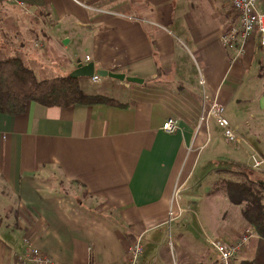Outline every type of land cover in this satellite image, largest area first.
Segmentation results:
<instances>
[{
    "label": "crops",
    "instance_id": "0c3cea01",
    "mask_svg": "<svg viewBox=\"0 0 264 264\" xmlns=\"http://www.w3.org/2000/svg\"><path fill=\"white\" fill-rule=\"evenodd\" d=\"M0 5L49 25L43 39L59 48L67 67L58 65L60 72L48 77L93 63L95 70L142 81L78 78L79 85L95 84L93 90L80 86L87 94L114 103L30 102L21 114L0 113V264L18 263L24 239L54 264H123L124 249L137 240V264H218L207 239L232 243L253 230L223 184L243 176L264 183V171L248 163L251 149L264 156L262 49L257 32L241 55L221 44L220 36L237 25L229 0ZM258 9L264 11V0ZM7 19L0 20V36L8 23H18ZM210 102L223 106L243 144L225 141L207 116ZM168 117L178 119L175 133L161 130ZM241 167L249 169L246 175ZM198 229L204 252L189 254L180 242L198 236ZM169 232L176 236L170 249ZM256 242L254 232L234 264L251 260Z\"/></svg>",
    "mask_w": 264,
    "mask_h": 264
},
{
    "label": "trees",
    "instance_id": "16d2710c",
    "mask_svg": "<svg viewBox=\"0 0 264 264\" xmlns=\"http://www.w3.org/2000/svg\"><path fill=\"white\" fill-rule=\"evenodd\" d=\"M261 49L258 76L264 77V48ZM30 102L46 107L114 103L107 97L87 94L81 89L78 78L64 76L37 80L18 55L0 56V113L12 116L21 114ZM240 173L241 176L245 174ZM223 189L229 203L239 207L242 220L257 236L252 259L241 264H264V183L244 179L243 176L241 181L224 182Z\"/></svg>",
    "mask_w": 264,
    "mask_h": 264
},
{
    "label": "built area",
    "instance_id": "2783aa9c",
    "mask_svg": "<svg viewBox=\"0 0 264 264\" xmlns=\"http://www.w3.org/2000/svg\"><path fill=\"white\" fill-rule=\"evenodd\" d=\"M10 1V0H5ZM260 0H229V4L237 17V25L230 27L220 36L221 44L234 50L237 55L243 52V44L250 34L257 32L259 35V46L264 48V11L258 9ZM21 10L23 6L20 5ZM92 83L99 81L95 74L90 78ZM203 84L202 81L199 82ZM204 95V93H203ZM207 116L215 121L222 131V135L229 144H243L244 140L229 125L223 117V106L210 102L207 109ZM178 129V119L168 117L161 125L165 133H175ZM249 167L255 171H264V156L251 149L248 159ZM254 235L253 230H246L236 241L225 243L220 239H207L208 244L216 252L218 264H234L237 256ZM24 251L19 257L17 264H54L52 259L34 247L28 239L23 240ZM142 252L139 240L131 243L124 249L125 262L123 264H137Z\"/></svg>",
    "mask_w": 264,
    "mask_h": 264
},
{
    "label": "rangeland",
    "instance_id": "374dc122",
    "mask_svg": "<svg viewBox=\"0 0 264 264\" xmlns=\"http://www.w3.org/2000/svg\"><path fill=\"white\" fill-rule=\"evenodd\" d=\"M24 17L29 18V16L23 15L18 11L9 10L4 5H0L1 21L8 20L7 18H9V20L12 18L18 19V23L16 25L13 26L10 25L9 23L8 25H6L8 31H6V29L4 30L2 27L4 32H3V36H0V53H3V55L0 56L4 57L5 54L16 55V56L18 55L24 62L25 66L32 70L37 80L60 78V77L52 78L47 76L48 72H49V76L58 74L60 72L58 69L59 67L58 65H64L67 67L66 64L67 60L63 58L64 56H62V53L59 50V48L57 47L52 48L50 44L47 43V39H43L41 31L44 30V32L47 33L46 31L48 30L49 25L42 26V24L36 23L35 20H33V22L32 21L29 22L26 20V18L24 19ZM15 27L19 29V34H20L19 36L13 35L14 31L12 30L13 29L15 30ZM33 29L34 30L36 29V32L38 34H34L32 32ZM28 32H30L31 34L33 33L31 37L30 35H28ZM94 85L90 83L88 79L87 81L85 80V82L80 83V86L84 89L88 88L93 90L96 88ZM232 145L234 144H231V147ZM244 170L249 171V169L241 167V171L244 172ZM241 171H238L239 174ZM252 171L257 172L255 170ZM251 178L253 179V177ZM206 206L211 207V205L208 204H206ZM188 215L190 216L191 214ZM184 230H189V229H184ZM200 230L201 229L196 230L198 236H195L196 234L193 233L192 237H194L195 239L194 238L191 239L190 235H185L180 242V245L183 246V248H185L189 254H193L194 252H204L205 245H203L200 240V235H201ZM175 242H176V236L174 235V232L171 233L169 232L166 237L165 246L170 249L171 246L175 244ZM147 256L148 255H146V251H145L143 257H147Z\"/></svg>",
    "mask_w": 264,
    "mask_h": 264
},
{
    "label": "water",
    "instance_id": "95a60500",
    "mask_svg": "<svg viewBox=\"0 0 264 264\" xmlns=\"http://www.w3.org/2000/svg\"><path fill=\"white\" fill-rule=\"evenodd\" d=\"M66 42H67L66 40H63L62 44H65ZM94 74L99 78L109 77L118 81H123L124 79H126L127 82L138 83V84L142 83L140 79L134 77L125 78L123 74L111 73L100 69L95 70L93 63H86L84 65L81 63H77L75 69L71 71V73L68 76L71 78H91Z\"/></svg>",
    "mask_w": 264,
    "mask_h": 264
}]
</instances>
